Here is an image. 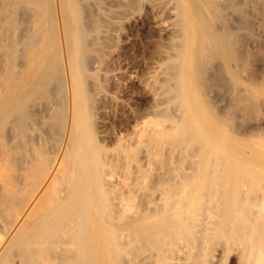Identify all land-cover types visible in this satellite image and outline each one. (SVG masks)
Here are the masks:
<instances>
[{"label": "bare ground", "instance_id": "obj_1", "mask_svg": "<svg viewBox=\"0 0 264 264\" xmlns=\"http://www.w3.org/2000/svg\"><path fill=\"white\" fill-rule=\"evenodd\" d=\"M128 36L152 103L110 136ZM257 37L264 0H0V264H264Z\"/></svg>", "mask_w": 264, "mask_h": 264}, {"label": "rangeland", "instance_id": "obj_2", "mask_svg": "<svg viewBox=\"0 0 264 264\" xmlns=\"http://www.w3.org/2000/svg\"><path fill=\"white\" fill-rule=\"evenodd\" d=\"M140 33L141 32H137V33H134V35L139 36ZM131 38L132 37L128 36L120 43V45L122 44L120 46L121 48L125 46L123 52L119 51L118 53L115 52L116 54L114 53L115 55L119 54L118 56H120L118 67L122 68V71L119 77V81L115 83L111 78L104 79L103 77L102 79V76L100 77L101 78L100 82L104 84L103 86L107 90V92L109 91L110 94L112 93L114 97H116L115 99L120 101V104L113 103V105L110 104L109 106H106L107 111L105 112V115L103 114L101 116V118L104 119L103 121H105L104 123H106V127L104 128V131H106V133H108V135L110 136L114 134H122V135L128 134L132 126L135 124V119L142 115H147L146 114L147 110L152 103V100L149 97H146L145 95L142 96L143 94L141 93L139 89V85H138L139 79L145 75L146 69L144 68L145 66L138 68V66L140 65L136 64L138 62L136 60L138 59H135L136 55L133 53V43L131 42L132 41ZM263 38L264 37H261V39L259 38L257 39L258 42L261 43L262 47H264ZM144 40L146 41L145 36H143V39H141L140 41L138 40L137 43L138 42L143 43L145 42ZM245 42L247 43V44L245 43L247 47H249L248 44L251 46L250 44L251 41L248 42V39H246ZM245 49L246 48L243 47V52H246L247 49L246 50ZM134 76L136 77L135 79H133ZM253 116L254 115H252L251 117ZM260 116L258 115L257 117L254 116V118H251L252 120L247 119L246 121L248 122H245V120L244 121L241 120L242 122L239 121L237 124L238 128L240 130H244V128L250 129L253 126H255L257 128L262 127L261 129L262 131H264V117L262 114ZM243 122L245 123L243 124ZM107 142H108V145L114 144L113 141L111 142L108 140ZM219 252L218 254L215 252L216 255H218V257L215 256V253H214V257H215L214 259L216 261L214 264H238L237 255L235 252L233 253L230 252L229 255H225L222 253L221 255Z\"/></svg>", "mask_w": 264, "mask_h": 264}]
</instances>
